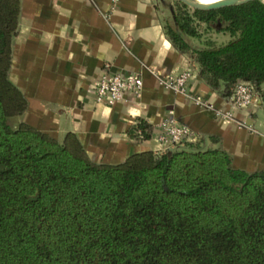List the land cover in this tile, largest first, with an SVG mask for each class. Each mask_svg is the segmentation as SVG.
Returning a JSON list of instances; mask_svg holds the SVG:
<instances>
[{
	"label": "trees",
	"instance_id": "trees-1",
	"mask_svg": "<svg viewBox=\"0 0 264 264\" xmlns=\"http://www.w3.org/2000/svg\"><path fill=\"white\" fill-rule=\"evenodd\" d=\"M19 16L20 0H0V264H264V168L235 167L222 146L97 162L72 131L10 123L27 108L9 76ZM202 24L230 39H203ZM165 27L212 89L231 96L249 80L264 108V0H178ZM151 127L141 120L134 135Z\"/></svg>",
	"mask_w": 264,
	"mask_h": 264
},
{
	"label": "crops",
	"instance_id": "crops-1",
	"mask_svg": "<svg viewBox=\"0 0 264 264\" xmlns=\"http://www.w3.org/2000/svg\"><path fill=\"white\" fill-rule=\"evenodd\" d=\"M170 11L165 0H120L115 7L112 0H20L9 76L27 108L15 126L25 121L60 140L72 131L97 162L119 163L142 150L222 146L235 167L263 169L260 91L238 108L230 96L212 89L193 56L168 36ZM107 70L140 73L142 96L127 95L112 105L96 101L93 89ZM185 70L192 72L187 92L163 84L162 77ZM192 94L202 95L207 104L196 103ZM169 118L191 127L197 139L160 141L161 124ZM141 120L152 126L148 138L134 135Z\"/></svg>",
	"mask_w": 264,
	"mask_h": 264
},
{
	"label": "built area",
	"instance_id": "built-area-1",
	"mask_svg": "<svg viewBox=\"0 0 264 264\" xmlns=\"http://www.w3.org/2000/svg\"><path fill=\"white\" fill-rule=\"evenodd\" d=\"M119 1L120 0H112V7H115ZM150 70L156 73V68L154 66L150 67ZM191 75V70H185L178 75L162 77L161 80L167 87L173 88L179 92H187V82ZM143 88L144 80L140 73L111 72L107 70L100 76L95 84L93 94L96 101L112 105L127 95L134 100L139 99L142 96ZM257 93L258 90L251 81L238 80L234 85L233 93L230 97L236 107L242 108L249 105ZM191 98L200 105L207 104V101L202 95L192 94ZM220 114L226 115L221 112ZM161 126L162 128L158 134V138L168 145L179 144L185 141H195L198 137L197 133L191 127L173 118L163 121Z\"/></svg>",
	"mask_w": 264,
	"mask_h": 264
},
{
	"label": "rangeland",
	"instance_id": "rangeland-1",
	"mask_svg": "<svg viewBox=\"0 0 264 264\" xmlns=\"http://www.w3.org/2000/svg\"><path fill=\"white\" fill-rule=\"evenodd\" d=\"M165 1H166V4L169 7H171V9H172V11H170L167 14L166 23L172 24L173 23V9L177 7V1L178 0H165ZM216 26H218V25L214 24V27H216ZM214 27H212V28L210 27L207 30L206 29V24H202L201 29L203 30V33H202L203 39L207 38V37H213L219 43L228 41V40H225L224 34L228 37V36H230L229 33H227V32H217L216 30L213 29ZM186 37L195 46H199L201 44V42L197 38H193V37L191 38V37H188V36H186ZM17 119H18V116L11 117L10 118V123L12 125H15Z\"/></svg>",
	"mask_w": 264,
	"mask_h": 264
},
{
	"label": "water",
	"instance_id": "water-1",
	"mask_svg": "<svg viewBox=\"0 0 264 264\" xmlns=\"http://www.w3.org/2000/svg\"><path fill=\"white\" fill-rule=\"evenodd\" d=\"M190 7L198 9H216L228 5L239 4L249 0H214L212 2H202L199 0H180Z\"/></svg>",
	"mask_w": 264,
	"mask_h": 264
},
{
	"label": "bare ground",
	"instance_id": "bare-ground-1",
	"mask_svg": "<svg viewBox=\"0 0 264 264\" xmlns=\"http://www.w3.org/2000/svg\"><path fill=\"white\" fill-rule=\"evenodd\" d=\"M199 1H202V2H212L214 0H199Z\"/></svg>",
	"mask_w": 264,
	"mask_h": 264
}]
</instances>
